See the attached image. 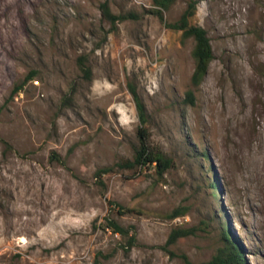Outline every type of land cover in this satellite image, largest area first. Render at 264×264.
I'll return each mask as SVG.
<instances>
[{"label":"rangeland","instance_id":"obj_1","mask_svg":"<svg viewBox=\"0 0 264 264\" xmlns=\"http://www.w3.org/2000/svg\"><path fill=\"white\" fill-rule=\"evenodd\" d=\"M192 4L214 52L198 88L195 41L169 27ZM156 9L0 0V137L12 147L0 142V264H206L223 231L264 264V0H176L163 20ZM132 88L150 145L172 162L163 176L118 166L140 145ZM107 217L134 227L135 247ZM175 229L194 234L166 248Z\"/></svg>","mask_w":264,"mask_h":264},{"label":"trees","instance_id":"obj_2","mask_svg":"<svg viewBox=\"0 0 264 264\" xmlns=\"http://www.w3.org/2000/svg\"><path fill=\"white\" fill-rule=\"evenodd\" d=\"M176 0H155V4L158 9H156V14L160 16L163 20V11L167 10ZM104 14L108 20L115 24L116 21L122 20L123 17L113 16L107 5H104ZM195 14V5H190V8L184 13L181 20L177 23L169 25L170 28L182 31L183 40L193 39L195 41V46L192 51V57L195 61V69L191 78L192 86L198 88L204 81L210 64L214 60V52L211 44L210 37L208 32L200 26H195L190 24V19ZM81 70L84 72L87 78H91V71L81 63ZM36 73L30 72L27 76L25 82L33 81L35 79ZM23 85L15 86L14 92L16 94L21 93ZM132 94L134 95L135 101L137 103V110L139 118L141 120V127L139 128L138 135L140 140V145L135 149L134 159L124 161L118 166L122 169H129L135 171V176L142 175L147 170L156 169V172L159 176H163L172 166V162L167 158L160 150L152 147L149 142V133L145 125L147 124V115L146 110L141 102L135 89H131ZM185 102L191 105H195L196 96L194 90H189L186 93ZM0 142L4 143L7 148L11 149L12 147L6 143L0 137ZM57 161L64 164L60 157L56 156ZM113 171L112 167L103 168L96 172L95 176L98 178L99 183L104 186L102 181L103 176L109 174ZM122 210L123 208L120 207ZM185 209H176L171 215V219H176L185 216ZM106 228L111 230L114 234L120 235L126 240L127 249H131L137 244V232L134 227H124L120 225L117 221L107 217L106 218ZM193 230H183L175 229L167 242L166 248L168 246L174 245L180 238L193 235ZM222 240L225 242V246L219 249L218 253L206 264H247L244 257L243 249L238 247L236 242L229 239L226 231L222 232ZM103 258H108V256L99 253ZM190 264V263H189Z\"/></svg>","mask_w":264,"mask_h":264}]
</instances>
